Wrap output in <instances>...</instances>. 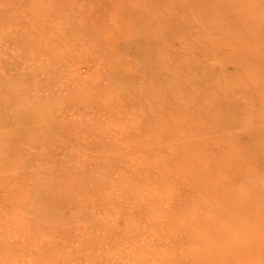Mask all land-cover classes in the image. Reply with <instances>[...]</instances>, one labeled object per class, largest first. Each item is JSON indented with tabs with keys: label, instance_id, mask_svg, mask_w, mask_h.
<instances>
[{
	"label": "bare ground",
	"instance_id": "obj_1",
	"mask_svg": "<svg viewBox=\"0 0 264 264\" xmlns=\"http://www.w3.org/2000/svg\"><path fill=\"white\" fill-rule=\"evenodd\" d=\"M0 264H264V0H0Z\"/></svg>",
	"mask_w": 264,
	"mask_h": 264
},
{
	"label": "rangeland",
	"instance_id": "obj_2",
	"mask_svg": "<svg viewBox=\"0 0 264 264\" xmlns=\"http://www.w3.org/2000/svg\"><path fill=\"white\" fill-rule=\"evenodd\" d=\"M156 144H157V142H156ZM158 145V144H157Z\"/></svg>",
	"mask_w": 264,
	"mask_h": 264
}]
</instances>
